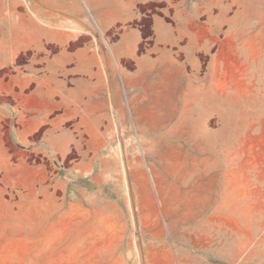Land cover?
I'll use <instances>...</instances> for the list:
<instances>
[{
  "label": "rangeland",
  "instance_id": "rangeland-1",
  "mask_svg": "<svg viewBox=\"0 0 264 264\" xmlns=\"http://www.w3.org/2000/svg\"><path fill=\"white\" fill-rule=\"evenodd\" d=\"M60 1L0 0V54L14 48L12 71L34 53L14 43L32 39L44 14L62 15ZM82 12L88 26L74 19L83 37L72 48L88 40L108 53L117 34ZM139 12L138 56L159 62L145 77L122 63L132 74L119 78L103 124L44 125L20 141L16 97L0 93V264H258L264 0H209L186 37L156 53L151 18L175 25L173 7Z\"/></svg>",
  "mask_w": 264,
  "mask_h": 264
},
{
  "label": "crops",
  "instance_id": "crops-1",
  "mask_svg": "<svg viewBox=\"0 0 264 264\" xmlns=\"http://www.w3.org/2000/svg\"><path fill=\"white\" fill-rule=\"evenodd\" d=\"M153 1L173 7L175 24H168L161 17L151 18L155 53L160 47H175L179 43L178 37H186L181 30L197 23L198 15L194 10L202 4L205 8L209 6V0H84V4L78 0H61L57 7L63 11L62 15L44 14V24L37 23L32 29V39L27 36L14 43L18 50L34 51L31 62L23 70L19 67L15 72L11 70L14 48L2 50L1 68L6 71L3 75L7 78H2L0 93L16 97V106L11 110L20 125L16 131L17 140L29 141L30 136L44 125L104 123L105 109L114 99L119 78L127 81L132 74L122 63L134 62L136 74L145 77L159 62V57L138 56L142 34L131 25L140 21V7ZM82 6L87 8L102 34L107 37L117 34L107 44L108 53L95 51L88 40L72 48L78 38L83 37L77 31L74 38V19L79 27L88 26ZM187 9L189 13H186ZM199 40L201 38L196 37L195 41ZM1 111L10 113L5 107ZM60 140H63L62 135ZM256 256L258 264H264L263 249L262 253L257 250Z\"/></svg>",
  "mask_w": 264,
  "mask_h": 264
}]
</instances>
